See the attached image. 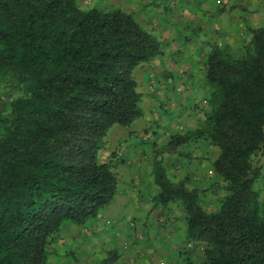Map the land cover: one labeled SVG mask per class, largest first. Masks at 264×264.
I'll list each match as a JSON object with an SVG mask.
<instances>
[{
    "label": "trees",
    "instance_id": "1",
    "mask_svg": "<svg viewBox=\"0 0 264 264\" xmlns=\"http://www.w3.org/2000/svg\"><path fill=\"white\" fill-rule=\"evenodd\" d=\"M247 31L238 48L207 54L203 126L166 143L217 146L218 209L203 207L186 178L171 180L155 155L154 206L184 211V237L201 245L200 264H264L263 169L254 162L264 152V25ZM163 54L161 40L121 8L0 0V84L17 92L0 106V264H48L65 225L83 227L113 203L120 173L100 153L113 126L144 117L135 71Z\"/></svg>",
    "mask_w": 264,
    "mask_h": 264
},
{
    "label": "rangeland",
    "instance_id": "2",
    "mask_svg": "<svg viewBox=\"0 0 264 264\" xmlns=\"http://www.w3.org/2000/svg\"><path fill=\"white\" fill-rule=\"evenodd\" d=\"M77 1L83 8L135 7L130 0ZM147 4L151 3L145 5ZM242 43L243 41H235L231 46L238 48ZM211 49L204 50V55L192 57L195 65L178 64L174 57L166 55L158 56V61L152 64L150 72L145 69V65L139 67L140 71L148 73L145 82L140 78L142 85L148 87L152 81L154 85L156 83L157 93L149 94L153 100L158 101L157 109L156 114L150 109L147 118L144 116L140 122L129 128L115 129L110 131V135L108 132L107 147L100 153V160L111 159L116 169L123 172L124 177L121 180L122 187L116 195L117 199L110 208L112 211H103L96 221L90 220L83 227L65 225L55 235L53 254L48 264H102L115 254L118 258L113 264H116L123 254L128 261L126 264H141L137 261L141 259L146 262L149 260V263L145 264H181L180 258L174 261L171 256L161 257L160 253H157V245L155 250H151L142 242L168 237L174 232L177 235L185 226V213L177 204H170L168 207L154 206L152 198L157 192V187L152 172L157 152L160 153L171 180L177 182L186 178L189 188L199 190V202L203 207L209 211L218 209L217 196L221 185L212 165L218 156L217 146L207 138L193 139L176 150L166 146L172 134L185 133L203 126L204 113L209 109L210 94L208 86L205 85L204 62ZM194 78H198L200 86L203 87L193 101H188L184 92L190 87L187 82ZM16 93L12 87H3L0 84V106L10 97L16 96ZM161 93L162 98L159 97ZM165 93L172 96L164 98ZM254 162L259 163L263 169L256 187L260 190L261 200L264 202V152L255 155ZM174 248L176 247L171 245L169 251L175 256L185 257L182 258V264L202 262L201 245L196 249L191 248L188 252ZM184 248H187L186 244Z\"/></svg>",
    "mask_w": 264,
    "mask_h": 264
},
{
    "label": "crops",
    "instance_id": "3",
    "mask_svg": "<svg viewBox=\"0 0 264 264\" xmlns=\"http://www.w3.org/2000/svg\"><path fill=\"white\" fill-rule=\"evenodd\" d=\"M130 3L135 5V7L119 8L132 13L142 27L161 40L164 51L161 57L170 55L178 61V64L188 63V66L196 64L193 62L194 59H191L192 57L204 55V50L211 49L216 44L231 45L235 41L247 42L249 39L248 27L256 28L264 25V0H130ZM146 3L151 4L145 5ZM158 58L151 63L144 64L146 66L145 69L150 72V67L158 61ZM140 68L135 71V77L139 83V90L143 93L142 107L144 116L147 118L146 115L150 109L152 111L157 109L156 102L158 101L150 97L148 87L140 82V78L143 79V82L148 79V73L144 70L140 71ZM187 83L190 87L188 91L185 90L184 97L188 101H193L203 86H200L198 78H194ZM171 96L165 93L164 98ZM159 97H163L162 93ZM136 122H140V120ZM115 129L126 128L118 125L113 126L109 130V135L110 131L113 132ZM108 138L109 136L107 135L106 140ZM119 173L120 189L122 187L121 180L124 177L122 171H119ZM116 199L117 196L113 203ZM112 204L104 211H112L110 209ZM184 234L185 226L177 235L174 232L168 237L142 243H145L148 249L151 250H155L157 245L159 247L157 248V253H160L161 257L171 256L174 261L180 258L179 261L182 264V258L184 259L185 257L175 256L169 250L171 245L176 247L174 249H182L184 252H188V249H191L189 246L194 247L189 245ZM185 244L187 248H184ZM137 261L141 262V264L149 263V260L147 262L143 259ZM126 263L128 261L126 255L123 254L116 264Z\"/></svg>",
    "mask_w": 264,
    "mask_h": 264
},
{
    "label": "built area",
    "instance_id": "4",
    "mask_svg": "<svg viewBox=\"0 0 264 264\" xmlns=\"http://www.w3.org/2000/svg\"><path fill=\"white\" fill-rule=\"evenodd\" d=\"M154 88H155V86L153 83L151 85H149V90L154 91ZM161 264H163V263H161Z\"/></svg>",
    "mask_w": 264,
    "mask_h": 264
}]
</instances>
